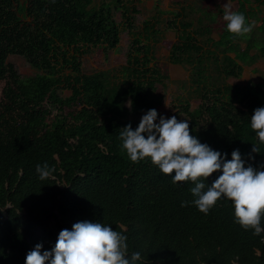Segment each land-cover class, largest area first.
Wrapping results in <instances>:
<instances>
[{
	"label": "trees",
	"instance_id": "trees-1",
	"mask_svg": "<svg viewBox=\"0 0 264 264\" xmlns=\"http://www.w3.org/2000/svg\"><path fill=\"white\" fill-rule=\"evenodd\" d=\"M94 1L0 0V264H25L36 243L51 248L60 229L81 219L119 227L129 254L141 251L138 264H264V232L237 223L230 200L219 198L208 213L182 205L193 199V181L174 183L150 158L132 161L121 147V127L135 128L149 108L159 112L157 84L168 76L142 43L156 33L148 22L118 75L83 73L81 57L90 47L109 50L120 42L111 4ZM231 1L255 22L249 33L229 32L223 2L215 0L217 10H194L200 17L180 25L182 42L172 45L169 60L191 67L200 104L182 112L192 134L229 158L238 147L249 159L256 143L260 152L251 162L259 166L264 144L250 115L264 105V83L225 80L241 78L244 66L264 58V0ZM13 54L36 74L20 76L8 62ZM210 61L217 77L208 72ZM44 161L55 172L41 180L36 165Z\"/></svg>",
	"mask_w": 264,
	"mask_h": 264
},
{
	"label": "clouds",
	"instance_id": "clouds-1",
	"mask_svg": "<svg viewBox=\"0 0 264 264\" xmlns=\"http://www.w3.org/2000/svg\"><path fill=\"white\" fill-rule=\"evenodd\" d=\"M223 19L229 32L243 35L254 27L245 13L233 10L231 0L223 4ZM251 128L256 130L259 143L264 144V105L257 106L250 115ZM121 147L132 161L150 158L159 169L170 174L172 181L191 180L190 191L193 199L181 201L182 205L194 204L204 213L216 205L219 198L231 201L234 218L253 234L264 232V162L253 164V155L260 152L253 143L245 159L240 148L229 153L202 142L193 135L188 119L176 115L159 113L157 108H149L141 116L134 128L129 122L119 133ZM39 179L51 177L55 165L47 161L36 165ZM216 173L209 182L211 174ZM127 234L114 229L112 224L101 220L81 219L71 228L60 229L51 248L38 242L25 256V264H138L142 258L139 250L129 254Z\"/></svg>",
	"mask_w": 264,
	"mask_h": 264
},
{
	"label": "rangeland",
	"instance_id": "rangeland-1",
	"mask_svg": "<svg viewBox=\"0 0 264 264\" xmlns=\"http://www.w3.org/2000/svg\"><path fill=\"white\" fill-rule=\"evenodd\" d=\"M104 1L111 4L113 19L120 30V42L117 47L109 50L99 46L90 47L89 51L81 57L83 73L89 75L110 71L118 75L116 70L126 65L128 54L136 45L135 38L145 34L147 22L154 24L153 30L156 33L153 32L152 41L144 39L142 43L151 45L154 58L163 73L168 76L163 84H157L158 93L164 98L159 113L186 119L182 106L189 103L191 110H194L198 108L200 101L196 87L191 82L190 65L170 63V49L173 44L182 42L183 31L180 25L183 22L196 21L200 17V13L194 10H204V8L217 10L215 0H120L118 3L116 0H95L94 2L99 7ZM221 1L223 4L226 2V0ZM231 3L233 7L236 6L234 2L231 1ZM213 38L218 40L219 35L215 33ZM8 62L22 77L36 74V71L21 55H10ZM208 72L213 77L218 75L213 61H210ZM225 83L240 87L264 83V58L259 59L253 65L244 66L241 78H229L225 80ZM3 87L4 84H1L0 93ZM65 94L70 95V91H65ZM137 119L140 120L141 116Z\"/></svg>",
	"mask_w": 264,
	"mask_h": 264
}]
</instances>
